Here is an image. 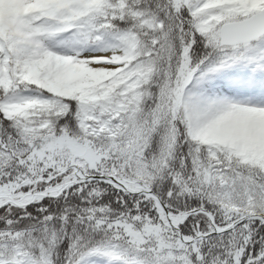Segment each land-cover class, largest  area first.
<instances>
[{
  "label": "snow or ice",
  "instance_id": "1",
  "mask_svg": "<svg viewBox=\"0 0 264 264\" xmlns=\"http://www.w3.org/2000/svg\"><path fill=\"white\" fill-rule=\"evenodd\" d=\"M0 264H264V0H0Z\"/></svg>",
  "mask_w": 264,
  "mask_h": 264
}]
</instances>
